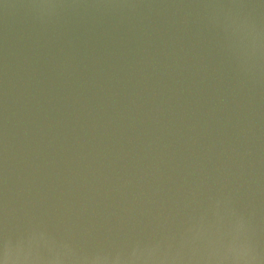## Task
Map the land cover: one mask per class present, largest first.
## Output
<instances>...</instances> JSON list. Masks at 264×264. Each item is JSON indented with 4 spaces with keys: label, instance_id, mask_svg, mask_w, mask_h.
I'll return each mask as SVG.
<instances>
[{
    "label": "water",
    "instance_id": "95a60500",
    "mask_svg": "<svg viewBox=\"0 0 264 264\" xmlns=\"http://www.w3.org/2000/svg\"><path fill=\"white\" fill-rule=\"evenodd\" d=\"M0 264H264V0H0Z\"/></svg>",
    "mask_w": 264,
    "mask_h": 264
}]
</instances>
